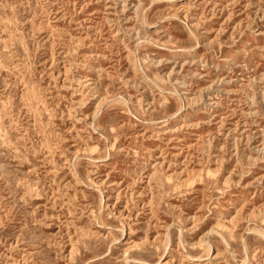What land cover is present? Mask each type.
I'll return each mask as SVG.
<instances>
[{"label": "rangeland", "instance_id": "obj_1", "mask_svg": "<svg viewBox=\"0 0 264 264\" xmlns=\"http://www.w3.org/2000/svg\"><path fill=\"white\" fill-rule=\"evenodd\" d=\"M259 262L264 0H0V264Z\"/></svg>", "mask_w": 264, "mask_h": 264}, {"label": "bare ground", "instance_id": "obj_2", "mask_svg": "<svg viewBox=\"0 0 264 264\" xmlns=\"http://www.w3.org/2000/svg\"><path fill=\"white\" fill-rule=\"evenodd\" d=\"M98 108V107H97ZM237 217V216H236ZM220 222V221H219ZM220 224V223H219ZM210 250V249H209ZM259 264H260V262H259Z\"/></svg>", "mask_w": 264, "mask_h": 264}]
</instances>
